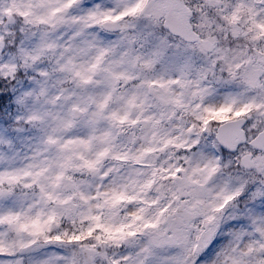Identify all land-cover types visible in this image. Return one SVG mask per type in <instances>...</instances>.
I'll return each instance as SVG.
<instances>
[{
  "label": "snow or ice",
  "instance_id": "obj_1",
  "mask_svg": "<svg viewBox=\"0 0 264 264\" xmlns=\"http://www.w3.org/2000/svg\"><path fill=\"white\" fill-rule=\"evenodd\" d=\"M0 264H264V0H0Z\"/></svg>",
  "mask_w": 264,
  "mask_h": 264
}]
</instances>
